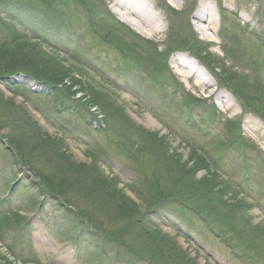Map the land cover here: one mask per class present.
Segmentation results:
<instances>
[{
    "label": "rangeland",
    "instance_id": "obj_1",
    "mask_svg": "<svg viewBox=\"0 0 264 264\" xmlns=\"http://www.w3.org/2000/svg\"><path fill=\"white\" fill-rule=\"evenodd\" d=\"M46 1L0 0V21L39 34L46 67L68 76L55 98L49 97L51 89L15 88L0 78V264H152L148 258L154 264H264V119L242 108L244 100L263 106L264 98L260 102L253 90L251 100H238L222 72L232 69L250 83L258 81L264 92V0H219L223 14L217 0H208L216 25L206 33L194 20L195 11L187 13L191 0H151L185 12L188 34L195 32L199 38H191L209 49L212 69L202 66L193 50L184 51L211 86L182 74L172 62L181 51L171 50L169 66L156 73L152 63H142L143 40L153 52L156 46L171 48L165 9L159 11L163 30L151 34L122 18L114 0H48L52 11ZM92 5L99 21L106 8L139 36L138 49L126 56L109 43L108 29L91 20ZM0 31L6 32L1 23ZM223 90L230 94L224 99L230 108L218 98ZM186 96L195 104L186 108ZM27 118L41 139L55 146L38 151L32 163L21 161L11 143L19 138L30 151L28 131L11 133L14 122ZM233 123L239 130L231 131ZM237 134L246 144L234 138ZM202 150L222 162L219 171L233 180L240 197L225 190L221 206H208L212 223L196 211L211 191L200 182L213 174L201 166ZM93 167L109 179L106 187L78 174ZM120 195L127 198L123 203L137 204L135 214L118 213ZM156 195L166 201L155 205ZM143 220L149 223L145 235L167 236L156 255L140 239Z\"/></svg>",
    "mask_w": 264,
    "mask_h": 264
},
{
    "label": "trees",
    "instance_id": "obj_2",
    "mask_svg": "<svg viewBox=\"0 0 264 264\" xmlns=\"http://www.w3.org/2000/svg\"><path fill=\"white\" fill-rule=\"evenodd\" d=\"M7 1H11V0H7ZM43 1H45V0H43ZM45 3L47 6V10H49V11L54 10V8L52 7L54 5L51 1L48 2V0H47ZM43 4H44V2H43ZM92 8H93L92 13L94 16L91 15V20H92V22L95 23L96 21L97 22L99 21V19L95 18L99 14V9L94 5H92ZM168 8H170V7H168ZM187 10H188L187 13H190L191 8H188ZM103 11H104V14L102 15V17L104 16V18H102L100 16L99 23L101 24L100 29H102V30L105 28L108 29L107 36L106 37L104 36V38L106 40H108V42L110 41L109 43H112L114 46H116L126 56L129 52H133V51L137 50L138 49L137 47H139L140 37L135 35L130 29L126 28L125 25H123L121 22L113 19V17L107 12L106 8ZM168 15H169V21H170L171 39H173V41L170 44L171 48H167L163 52H154L155 54L159 55L158 62H154V57L151 54L145 53L144 54L145 59L141 60L142 63H147L148 65H149V63H152L154 70L156 68L155 71L158 72L160 68L164 69V67L165 68L167 67L166 62H167L168 55L171 53V50L179 49V48H182V49L188 48L189 50L191 49V50H193V52L197 53V55L199 57H201V59L203 61H205L206 64L207 63L209 64V62L211 60L209 49L206 46H204L200 41L197 40L198 41L197 42V41H195L196 39L191 38V37L197 38V36H195L194 34L192 36H190L188 34L190 32V30H189L188 22H186L184 20L185 12L170 8ZM105 18H106V20H105ZM0 23L2 24L3 28L6 31L5 34H4V32L0 31V78H2L3 80H6L9 76H11L15 73L22 72L25 75L30 76V77L38 80L39 82L45 83V84L53 87L54 88L53 93H51L49 95V97L55 98L56 94L54 92L56 90L59 91L58 90L59 88L57 89V86L61 82H64L68 76L67 77L64 76V71L57 72L54 70L53 67L52 68L46 67L47 58L44 55L47 53H45V51H43L41 49V46L44 47V40L41 41L42 39L40 38L39 34H37V33L27 32L26 27H24L23 30H20L15 25H12L14 27L11 28V25H8L3 21H0ZM50 24H51L50 25L51 27L54 26V22L50 23ZM56 26H59V25H56ZM102 30L99 31L96 29V32H98L99 35L103 36ZM114 35L117 36L118 40L113 37ZM143 41L145 43L144 48L150 49L148 47L149 44L145 40H143ZM224 48L228 49L227 47H224ZM28 49H31L33 51L28 52L27 51ZM53 51L57 52L56 48ZM19 53H21V57L18 56ZM15 55L18 57H15ZM37 57H40L39 61H36ZM68 68L70 70V73H72V68H70V67H68ZM155 71H152V72H155ZM222 72H223V74L224 73L227 74V76L230 80L226 79V82L229 84V87L233 90L235 95H237L240 99L244 100L243 97H246L247 100H251V98H249V97H251L253 90H256L257 91L256 93H258V95H260V97L256 96L257 99H259L260 102H263L264 92L263 93L259 92L260 87L258 86V84H259L258 81L255 82V84L250 83V80L248 78L244 79L245 78L244 76L238 74L237 72H233L232 69H227V71L222 70ZM153 77L154 76H149V78L151 80L155 81L156 78L155 77L153 78ZM234 79L238 80L237 83H233ZM70 89H71V87H70ZM245 89H247V92ZM248 91L250 92V94L248 93ZM0 97H2V95H0ZM188 100L189 99H187V96H186V100L184 101L186 108H187V106H186L187 103L195 104L194 99H191V101H188ZM8 102H10L12 104L11 101H8ZM244 102H245L244 107L247 110L256 111L257 113H259L264 118V107H263L264 104H263V106H260V105H257L255 103H252L253 106H251L247 101L244 100ZM21 111H23V110H21ZM231 125H232V127H230L231 131L234 129L236 131V130H239V128H240L238 125H236L234 123ZM12 130L14 131V132H11L13 136L16 135V132H18V131L22 132L24 130L28 131L31 134L30 140H32L33 142H32V145L30 147L31 149L28 152H25V150H27L28 147L26 145H24V142L20 141L19 138H16V139L13 138L11 140L13 147L16 148L18 153H19L20 160L22 159L21 161L26 160V161H29L31 163H32V161L34 162L37 159V157H35V155H37V152L38 151L42 152L41 150L46 149V147L49 146V144L47 143V140H46L48 138L42 140L41 139L42 136L38 135L39 132L35 131L32 124L30 125V123L28 122V118L25 120L21 119V121L19 123L14 122V124L12 125ZM139 142L141 143L140 139H139ZM218 142L226 145V143L223 140H218ZM46 144H48V145H46ZM52 147H55V146L50 143L49 148H51V150H52ZM22 148L24 149V151L22 150ZM204 150H206V149H204ZM204 150H202V151H204ZM203 153H205V154H202V153L200 154L201 158L203 159V161L201 162V164H202L201 166L205 167L207 170H209V172H212L213 174H211L212 178L205 177L200 182V186L205 184V185L209 186V189H211V191L209 192V195H207V196H209L208 199L203 203V208L196 207L197 208L196 211L198 214L200 213V215H202L206 220H208L209 223H212L213 222L212 215L206 214L207 209L209 208L208 206L211 207L212 204H214V206H216V204L221 206L220 205V200H221L220 197L223 196V192L225 190L231 189V191H233L235 194L234 197H236L237 199L239 197V194H238L239 192L235 191V188L237 189V186L233 182V180H231V178L227 177L226 173L219 171V168L217 167V165L221 166L222 162L214 160V158L210 157L209 153L206 151H204ZM38 155H40V154H38ZM19 156H18V159H19ZM31 163H29V164H31ZM56 167H57V165H56ZM192 170L195 171V170H197V168L195 167V170L194 169H192ZM78 174H80L82 176H86L87 179H92V181H91L92 185L93 186L97 185V188L99 186L106 187L105 184H107L109 181V179L106 178L105 176H103V174L99 170H97L96 167H93V171L91 173H89L88 171L81 170V171H78ZM97 177H99L100 179H97ZM220 179H221V181H220ZM99 180H101V182ZM215 187H218V189H219L218 195H216V193H215L218 191L215 189ZM45 189L47 192L50 191L47 187ZM53 191H55V190H53ZM235 192H237V193H235ZM50 193H51V191H50ZM54 194H56V193H54ZM155 197H156L157 202H158L155 205H159V204L163 203L164 201H166L165 199L159 201L160 198H158V195H156ZM125 199H127L125 197V195L124 196L120 195L117 202L115 203V208H117L118 213L121 216L127 217L128 215H132L133 213L135 214L137 212L138 206L136 203L131 202V201H125V203H123L122 200H125ZM148 209H150V207ZM223 209L227 210V207H225ZM134 220L135 221L139 220V218L137 217ZM148 224L149 223L146 220H143V222H141L140 228L142 229V231H141L142 234L140 235V239L145 241L147 243V245L149 246V248L151 249L153 255H156V254H154V252L156 253V252H160V250H162V247L167 242V239H166L167 236H163V235L161 236L160 234L155 233L156 236L153 238V236H152L153 234L151 235V234L146 233V235H145L144 231L145 232L147 231ZM155 230H157V232H158V230H160V229H155ZM103 235H104V237L108 238L105 233H103ZM240 236L245 237L244 232L240 231ZM148 259L150 260V262L152 264L155 263L151 258H148Z\"/></svg>",
    "mask_w": 264,
    "mask_h": 264
},
{
    "label": "bare ground",
    "instance_id": "obj_3",
    "mask_svg": "<svg viewBox=\"0 0 264 264\" xmlns=\"http://www.w3.org/2000/svg\"><path fill=\"white\" fill-rule=\"evenodd\" d=\"M197 5V8L193 10L195 11L193 18L198 27L203 33H206L207 30H214L216 18L210 2L208 0H200ZM113 8L122 18L126 16L132 18L133 24L145 30V32L156 34L163 30L161 25L162 14L156 10V6L151 0H114ZM172 62L176 64L183 75L187 77L196 76L198 80H202L207 86H211L212 81L203 76L204 74L197 68L196 64L198 63L191 60L189 54L179 52L172 58ZM229 95L227 91L223 90L218 94V98L225 102L224 99ZM225 104L230 108L229 101L226 100Z\"/></svg>",
    "mask_w": 264,
    "mask_h": 264
}]
</instances>
